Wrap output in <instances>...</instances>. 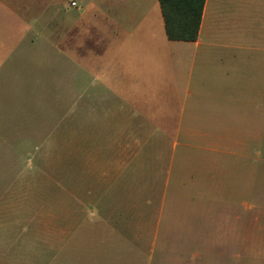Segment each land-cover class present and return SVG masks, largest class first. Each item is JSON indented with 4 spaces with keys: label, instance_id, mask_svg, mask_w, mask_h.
<instances>
[{
    "label": "crops",
    "instance_id": "crops-1",
    "mask_svg": "<svg viewBox=\"0 0 264 264\" xmlns=\"http://www.w3.org/2000/svg\"><path fill=\"white\" fill-rule=\"evenodd\" d=\"M43 1L0 0V88L10 81L40 104L60 55V84L63 73L76 76L65 82L66 93L75 83L76 105L61 119L62 154L75 165L62 169L59 210L38 215L21 194L35 187L21 185L19 152L48 142L38 139L47 129L21 135L0 119V264H264V234H222L214 247L211 234L181 233L175 220L143 211L178 164L190 190L259 186L250 149L260 137L262 60L245 53L261 50L264 0H205L194 41L167 38L158 0H75L59 10L60 29L52 0ZM95 7L99 21L88 17ZM49 114L39 107L33 117Z\"/></svg>",
    "mask_w": 264,
    "mask_h": 264
},
{
    "label": "rangeland",
    "instance_id": "rangeland-1",
    "mask_svg": "<svg viewBox=\"0 0 264 264\" xmlns=\"http://www.w3.org/2000/svg\"><path fill=\"white\" fill-rule=\"evenodd\" d=\"M73 1L75 2V0H52L54 29H60L61 16L59 15V10L62 7H74L71 4ZM41 2L44 3L43 0H37L36 4L42 6ZM87 2L92 5L98 4V7H103L102 4L104 3L103 0H87ZM96 8H93L92 14L96 12L94 11L97 10ZM95 14V16L88 15L89 20L99 21L102 19V16L97 15L99 14L98 11ZM59 32H54L55 39L59 38ZM257 39H259L261 46L260 52L248 53L247 51L245 54L260 56L262 60L261 80L262 87L264 88V30L261 33L259 32V37H256L255 32V40ZM53 58V90L47 91L46 95H43V101L40 104L35 100V97L16 95V90L14 92L10 89V81L8 83L4 82L3 87L0 88L1 120L6 124L16 125L17 128L20 126L21 135H27L24 131H32L40 127L34 128V125L41 123L43 125L40 127L42 128L41 131L47 129V135H49V138L45 137L47 136L46 134L42 138H38L47 140L48 142L22 144L20 145L19 152V168L22 171L21 185L25 184L26 186L32 185V187H35L32 193H23L22 191L21 194L22 197L25 194L30 196L29 200L36 202V212L38 215L46 214L45 205L57 206L53 210H59L62 199L59 190L62 169L64 165L67 169L68 164V168L71 170L75 165V161H67L62 154V150L64 149L61 142V119L65 117L67 110L72 109L76 105L75 83L72 87H69L67 93L65 87L67 81L70 84L71 82L73 83V78L76 79V76H74L73 72H70L68 79L66 74L63 73L64 80L63 85H61V71L59 72L58 69V65L61 66L60 55L54 52ZM81 73L83 77L88 75L87 71ZM14 87L15 89L17 88V86ZM13 92L15 93L14 95ZM30 93L32 94V90ZM62 93L64 94L63 96ZM39 107L44 110H50L47 121L41 122L43 120L40 118L33 117ZM256 119L259 120L260 124V137L259 141L253 145L254 147L250 149V153H254L258 157L255 159L254 166L255 171L259 173L260 184L256 186L255 192L246 191L237 193L231 189L229 191H219L220 186H214L217 190L214 189L213 192L190 190L189 174H186L187 170L181 171L178 164L172 176L168 178L167 184L169 186L165 192L158 188V190L150 189L147 193L149 204H145L143 211L149 216H162L175 220L181 233L211 234L214 237V247H221L220 243L225 242L218 239V236L222 234L231 232H244L246 235L264 234V94L260 98V112L259 117ZM9 130L10 128L5 127L6 134ZM71 149L75 152L76 144L69 145V150ZM248 162L252 161H243L245 164H248ZM236 166L237 160L230 157L229 183H232L237 170ZM28 171H30V175L26 174ZM34 172H36L35 175L33 174ZM216 178L214 175V181ZM256 178L258 181L257 175ZM154 179L157 180V177H154ZM156 186L159 185L156 184ZM231 187L233 186L230 184ZM241 200H244L243 206L237 204ZM196 242V246H201V243L204 241L197 240ZM260 242V246L256 247H264V241Z\"/></svg>",
    "mask_w": 264,
    "mask_h": 264
},
{
    "label": "trees",
    "instance_id": "trees-1",
    "mask_svg": "<svg viewBox=\"0 0 264 264\" xmlns=\"http://www.w3.org/2000/svg\"><path fill=\"white\" fill-rule=\"evenodd\" d=\"M169 40L194 41L198 37L205 0H158Z\"/></svg>",
    "mask_w": 264,
    "mask_h": 264
},
{
    "label": "built area",
    "instance_id": "built-area-1",
    "mask_svg": "<svg viewBox=\"0 0 264 264\" xmlns=\"http://www.w3.org/2000/svg\"><path fill=\"white\" fill-rule=\"evenodd\" d=\"M71 4H72V5H75V4H76V2H74V1H73Z\"/></svg>",
    "mask_w": 264,
    "mask_h": 264
}]
</instances>
